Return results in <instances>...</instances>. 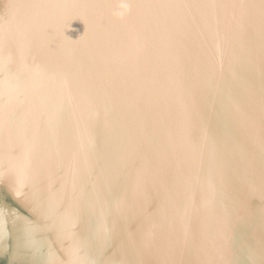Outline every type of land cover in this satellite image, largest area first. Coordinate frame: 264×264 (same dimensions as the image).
Listing matches in <instances>:
<instances>
[{
  "label": "water",
  "instance_id": "obj_1",
  "mask_svg": "<svg viewBox=\"0 0 264 264\" xmlns=\"http://www.w3.org/2000/svg\"><path fill=\"white\" fill-rule=\"evenodd\" d=\"M0 264H264V0H0Z\"/></svg>",
  "mask_w": 264,
  "mask_h": 264
},
{
  "label": "bare ground",
  "instance_id": "obj_2",
  "mask_svg": "<svg viewBox=\"0 0 264 264\" xmlns=\"http://www.w3.org/2000/svg\"><path fill=\"white\" fill-rule=\"evenodd\" d=\"M169 131H171V129L169 130ZM157 143V140L155 141V144ZM158 144L160 145V146H164L165 145V143L164 142H162V141H158ZM168 146V145H167Z\"/></svg>",
  "mask_w": 264,
  "mask_h": 264
}]
</instances>
